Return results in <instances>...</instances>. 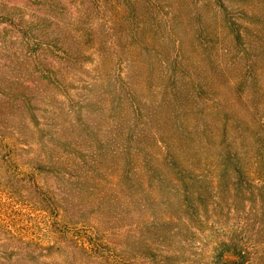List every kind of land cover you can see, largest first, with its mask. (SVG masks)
<instances>
[{
	"label": "rangeland",
	"instance_id": "374dc122",
	"mask_svg": "<svg viewBox=\"0 0 264 264\" xmlns=\"http://www.w3.org/2000/svg\"><path fill=\"white\" fill-rule=\"evenodd\" d=\"M223 111L241 222L264 245V178L241 169L264 125V0H0V264H75L60 224L154 264L155 143L218 131ZM42 192L61 203L55 227Z\"/></svg>",
	"mask_w": 264,
	"mask_h": 264
},
{
	"label": "trees",
	"instance_id": "16d2710c",
	"mask_svg": "<svg viewBox=\"0 0 264 264\" xmlns=\"http://www.w3.org/2000/svg\"><path fill=\"white\" fill-rule=\"evenodd\" d=\"M221 115L225 121L218 131L212 126H178V138L162 137L155 143L160 152V157H155L164 160L169 172L162 174L154 167V264H170L169 254L163 253L170 249L173 258L174 252L180 250L187 264H264V245L257 243L252 232L245 234L250 227L261 233L262 226L241 222V214L249 215L248 183L241 182L242 189L238 191L231 179L238 160L232 150L236 141L230 127L233 116L228 111ZM255 134L254 141L246 143L242 157V175L249 182L254 176L264 178V125ZM190 152L193 154L188 157H193L186 158V165L176 162L180 159L178 154ZM156 191L161 193L160 199H156ZM41 194L52 217L50 225L55 227L60 223L61 203L53 194ZM173 205L180 210L177 217H160L159 208L169 210ZM59 230L71 236L69 244L75 264H138L136 259H127L118 249H111L103 234L93 227H76L74 231L60 224ZM238 230L241 231L236 233ZM240 233L243 236L239 238ZM0 259L6 257L0 254Z\"/></svg>",
	"mask_w": 264,
	"mask_h": 264
}]
</instances>
